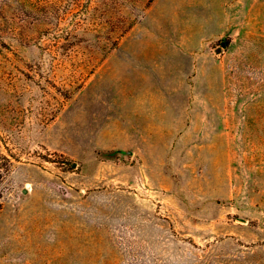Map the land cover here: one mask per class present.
<instances>
[{"label": "rangeland", "instance_id": "374dc122", "mask_svg": "<svg viewBox=\"0 0 264 264\" xmlns=\"http://www.w3.org/2000/svg\"><path fill=\"white\" fill-rule=\"evenodd\" d=\"M0 264H264V0H0Z\"/></svg>", "mask_w": 264, "mask_h": 264}, {"label": "trees", "instance_id": "16d2710c", "mask_svg": "<svg viewBox=\"0 0 264 264\" xmlns=\"http://www.w3.org/2000/svg\"><path fill=\"white\" fill-rule=\"evenodd\" d=\"M3 160H4V161H8V160H6V158H5V159L3 158Z\"/></svg>", "mask_w": 264, "mask_h": 264}]
</instances>
